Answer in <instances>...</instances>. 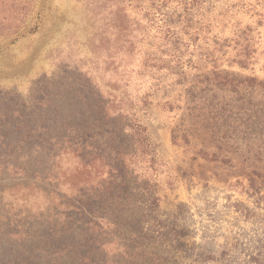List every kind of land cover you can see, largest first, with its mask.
<instances>
[{
	"label": "rangeland",
	"instance_id": "374dc122",
	"mask_svg": "<svg viewBox=\"0 0 264 264\" xmlns=\"http://www.w3.org/2000/svg\"><path fill=\"white\" fill-rule=\"evenodd\" d=\"M103 107L95 147L47 159ZM2 114L33 155L0 172V264H264V0H0ZM79 189L112 219L74 226Z\"/></svg>",
	"mask_w": 264,
	"mask_h": 264
},
{
	"label": "trees",
	"instance_id": "16d2710c",
	"mask_svg": "<svg viewBox=\"0 0 264 264\" xmlns=\"http://www.w3.org/2000/svg\"><path fill=\"white\" fill-rule=\"evenodd\" d=\"M143 1L144 0H134V4H142ZM156 1L160 2L162 0H156ZM87 115H91L90 119L92 120V123L88 127L86 123L83 121L85 119V114L83 113L77 116L81 120L79 123H75V122L68 123L69 125L66 126L64 130V134L62 136H59V138L55 136L49 138L47 144H48V148H50L49 149L50 152L48 154L47 159L51 160L55 158L56 156H58L61 151H65V146L67 147L69 144L73 146V147H70L71 149H77V151H83V147H85V144H87V142L89 143V141L94 143V147L96 146V144L99 141V138L101 137V134L99 132L101 130L100 128H97L96 125L102 124L106 126V124H103V122H106V123L108 122L107 121L108 115H107L106 107H103L101 112L96 110L93 113L88 112ZM0 119H1L0 120V172L2 170V174H3L7 172L10 168L16 170L17 167H18V171H20L21 167L17 165V161H20V160L28 161L30 156L33 155V152L31 150H26L27 152H25L24 153L25 155H23L22 152L20 151V148L17 142H12L8 140L5 134L6 133L5 131H7L6 128L9 126V125H5V126L1 125V123H3L2 119H5V115L3 116L0 115ZM63 126L64 125L60 126V128ZM38 129L41 133L48 132L47 127H40ZM51 142H55V144L50 145ZM71 142L74 144H72ZM51 146L52 148L56 149L55 151L57 152V154L52 153ZM90 147H92V144ZM35 149H36L35 151L33 150L35 153H39L40 151L42 152L48 151L47 148H44L43 146L41 147L36 146ZM97 153H100V151H98ZM17 154H19L18 158H16ZM123 157H124V154H122V152H117L115 154V159L112 161V163L108 165V168L110 170L108 173V177L104 179L103 181H101L97 186H95V188H91L92 191H95V192L103 191L104 193H109V192H112L113 190L114 192V190L116 189L115 187L117 186V180L118 179L123 180L121 176L125 168V160L123 159ZM97 159L100 161L103 160L101 156H98ZM79 190L76 192L75 194L76 196L74 197V199L72 198L67 199L66 197L58 196L60 200V206L66 209L67 211L66 213H71L76 218L75 222L73 223L74 226L76 225L78 227L82 225L86 228L91 227L96 221V218L98 215L100 216L99 219H101V221L104 219L105 215H106V218L109 217V219H107L108 221L112 219V215H113L112 213L101 214L100 208L98 207L101 204V201H98V198L91 196L90 198L86 199V194L91 193V192H88V189H85V190L79 189ZM108 201L112 202L111 207H114V206L116 207L115 204H121L122 202L126 204V202L128 201V196L122 197V201L120 200L119 197H115V198L112 197ZM38 220L39 222L47 221L43 215H40V217H38ZM113 224L114 223H112V225ZM8 236L9 237H21L19 240L21 241L22 237L26 236V232L16 229V231L10 232ZM26 238L27 237H24L23 240H25ZM100 243L101 242L99 240L93 237V239L87 241L88 250H90V252H99L100 247H101ZM78 262L79 264H98L97 262L92 261L90 258H87L85 255L81 253L79 254Z\"/></svg>",
	"mask_w": 264,
	"mask_h": 264
}]
</instances>
